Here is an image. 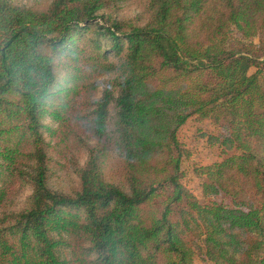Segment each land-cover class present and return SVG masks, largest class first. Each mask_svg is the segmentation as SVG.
<instances>
[{"label":"trees","instance_id":"obj_1","mask_svg":"<svg viewBox=\"0 0 264 264\" xmlns=\"http://www.w3.org/2000/svg\"><path fill=\"white\" fill-rule=\"evenodd\" d=\"M122 1L0 0V264H264V0Z\"/></svg>","mask_w":264,"mask_h":264},{"label":"rangeland","instance_id":"obj_2","mask_svg":"<svg viewBox=\"0 0 264 264\" xmlns=\"http://www.w3.org/2000/svg\"><path fill=\"white\" fill-rule=\"evenodd\" d=\"M15 5L22 7H32L37 9H43L47 7L52 0H9ZM148 0H123L118 4V6L114 9L113 12H108L115 14V16L119 18H136L140 14H142L147 6ZM258 42V40H256ZM255 69H251L250 73H253ZM61 82L64 83L63 77L61 78ZM101 95V88L97 91L96 96L99 97ZM110 112L113 116L115 113V106L112 104L110 106ZM190 123L186 124L181 128L179 132V140L182 142V146L184 148V156L182 157V172L184 173V183L190 190L195 194L200 196L199 194V183L200 179L195 175V167L210 164L218 159L219 151L216 146H213L208 143V140L204 132L216 134L218 132V127L215 124L206 123L204 127L200 130L196 127L190 128ZM205 123V122H204ZM44 124L47 125H56L53 123L51 118H46L44 120ZM204 131V132H203ZM204 135V136H203ZM45 138L49 140V133H45ZM86 160V156L83 155L79 159V164L82 166ZM117 160L115 158H111L108 163L115 165ZM63 167V166H62ZM107 171V172H106ZM109 170L105 169V174L108 175ZM60 176L52 181V186L57 188H65L68 184L78 183L76 175H74L73 169L68 167H63L60 170ZM30 193L28 188H25L22 198L20 199V203L25 201V197ZM62 256L65 257V252L62 251ZM195 264H212L208 261L202 260L199 257L195 258Z\"/></svg>","mask_w":264,"mask_h":264}]
</instances>
